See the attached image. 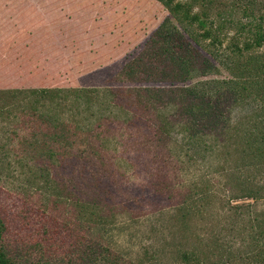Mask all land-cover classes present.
Wrapping results in <instances>:
<instances>
[{
  "label": "rangeland",
  "instance_id": "obj_1",
  "mask_svg": "<svg viewBox=\"0 0 264 264\" xmlns=\"http://www.w3.org/2000/svg\"><path fill=\"white\" fill-rule=\"evenodd\" d=\"M232 1L214 0V4ZM167 15L157 0H0V89L169 86L170 82L152 79L134 83L118 74L139 53L146 55L152 33ZM201 56H206L203 51ZM108 99L103 93L91 108L83 110L82 104L79 109L74 106L64 111V117L95 127L86 144L75 145L71 154L51 163L53 177L65 184V195L74 203L37 192L28 183L33 175L21 172L15 155L27 145L16 135H3L6 129L0 122V219L5 224L3 242L9 255L16 264H83L79 251L87 236L120 256L119 264H183L180 253L191 248L215 262L223 251L215 235L230 241L244 235L233 210L223 206L229 195L220 192V201L202 204L184 218L178 205L193 183H207V170L233 165L234 145L225 144L211 157L200 156L183 164L186 158L181 155L178 159L176 143L181 134L172 131L164 147L155 141L149 121H131L130 114ZM249 110L245 103L233 109L231 116L238 119ZM101 115L114 118L101 120L99 126L96 120ZM155 152L161 154L157 160L152 158ZM31 162L35 159L28 165ZM151 165L160 166L167 190H155L157 172ZM231 173L232 183L239 176H255L249 166L243 173ZM93 194L105 201L101 211L108 222L95 224L88 232L73 215L75 200L91 199ZM235 203H253L252 208L264 220V199L231 200ZM233 245V250L244 249L239 240ZM226 264L254 263L235 255Z\"/></svg>",
  "mask_w": 264,
  "mask_h": 264
},
{
  "label": "trees",
  "instance_id": "obj_2",
  "mask_svg": "<svg viewBox=\"0 0 264 264\" xmlns=\"http://www.w3.org/2000/svg\"><path fill=\"white\" fill-rule=\"evenodd\" d=\"M157 1L168 15L152 33L146 55L139 53L126 62L118 74L134 83L152 79L170 82L169 86H131L118 88L120 90L97 87L0 89V122L6 129L2 133L16 135L22 145H27L22 146L19 153L15 152L17 167L22 173L28 171L33 175L28 183L37 192L50 193L56 200L64 198L73 203V199L65 195V184L53 177L51 163L71 154L75 145L86 144L88 133L95 127L64 117V111L74 106L79 109L82 104L83 110L91 108L103 93L109 96L114 107L130 114L131 121H149L155 141L162 142L164 147L172 131L181 134L182 138L176 143L178 159L181 155L186 158L183 164L218 153L225 144L234 145L236 161L233 165L222 164L207 170V183H193V188L181 196L178 210L184 218L202 204L220 201V192L226 193L229 198L223 206H227L226 211L233 210L244 235H236L232 241L215 235L217 246L223 250L215 262H209L208 255L201 257L193 248L182 251L180 258L183 264H203V261L226 264L237 255L243 261L264 264V220L252 208L253 203L231 204V200L239 198H252L254 202L264 199V1L233 0L222 6L214 4V0ZM201 51L206 56H201ZM245 103L250 110L244 117L233 120V109ZM108 118L114 117L101 115L96 121L101 126V120ZM131 121L128 124L131 125ZM4 155L8 156V152ZM160 156L155 152L152 158L157 160ZM34 159L35 162L28 165L27 162ZM247 166L255 172V178L247 174L232 183L231 171L243 173ZM150 169L157 172L153 179L155 190H167L162 185L160 166L151 165ZM245 184L251 186L244 187ZM83 200H75L77 210L73 219L79 227L84 224L89 232L95 224L106 223L107 217L101 211L105 201L97 194ZM4 231L5 224L0 219V264H16L3 242ZM236 240L244 245L243 250L232 249ZM79 257L83 264H106V261L119 264L120 258L110 253L107 246L87 236L81 242Z\"/></svg>",
  "mask_w": 264,
  "mask_h": 264
}]
</instances>
